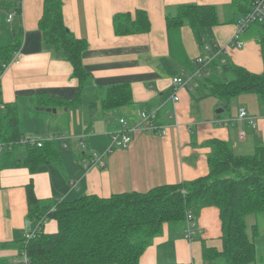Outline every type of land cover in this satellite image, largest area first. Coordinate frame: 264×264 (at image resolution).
Here are the masks:
<instances>
[{"label": "crops", "instance_id": "0c3cea01", "mask_svg": "<svg viewBox=\"0 0 264 264\" xmlns=\"http://www.w3.org/2000/svg\"><path fill=\"white\" fill-rule=\"evenodd\" d=\"M59 1L63 4L67 28L78 39L88 42L83 62L92 76L80 101L69 106L45 103L52 98L73 102L79 88V81L72 78V65L44 44L39 22L45 0H0L7 4L0 7V48L14 44L21 33L19 49L23 55L3 74L0 94L3 108L15 104L19 121L24 114L35 136L55 134L71 138L66 148L56 145L61 149L62 167L46 165L35 174L27 168L0 169V264H28L20 246L24 232L38 227V222H28L26 187L31 183L39 200L62 203L83 196L109 198L116 194L146 193L156 187L189 183L208 175L213 141L226 142L236 156H253L259 147H264V107L256 94L244 95H256L260 109L253 107L244 95L232 99L225 109L221 99L210 95L201 85L210 78L229 82L232 75L222 73L226 65L264 76L261 34H249L250 28L241 36L242 49L230 47L237 24L244 17L235 16L233 0ZM20 5L22 10L18 8ZM183 5L216 8L219 24L209 30L205 45L198 42L189 25H184L181 47L172 46L167 18L175 17ZM137 11L148 14L151 30L144 34L116 35L114 16L121 13L135 16ZM209 48L213 52L226 48L214 61L222 64L226 60L227 64L202 78L198 86L175 88L174 78L193 72L199 67V58L212 57ZM190 65L192 68H188ZM123 83L130 84L132 104L105 111L102 100L107 92ZM42 96L44 100L40 101ZM242 109L256 118V129L238 120ZM60 110L63 116L58 117ZM140 110H156L157 123L167 128L168 134L164 137L149 132L133 134L128 148L106 154L110 144L106 133L118 130L121 118L129 125L137 122ZM218 120L229 123L218 125ZM20 128L23 133L21 121ZM241 131L245 134L243 140ZM82 135L85 148L80 144ZM78 147L82 153L75 151ZM94 154L102 156L104 166L85 172L83 165ZM72 182L77 188L71 186ZM195 223L192 241L183 235L185 225H166L163 234L141 256L140 264H207V251L223 250L220 210L203 208ZM43 231L48 235L57 233L58 222L45 221ZM255 242L257 257L252 264H264V252L258 250L259 244H264V231ZM217 264L224 263L218 260Z\"/></svg>", "mask_w": 264, "mask_h": 264}, {"label": "trees", "instance_id": "16d2710c", "mask_svg": "<svg viewBox=\"0 0 264 264\" xmlns=\"http://www.w3.org/2000/svg\"><path fill=\"white\" fill-rule=\"evenodd\" d=\"M254 2L233 0L235 16L248 14ZM2 5L7 4L0 2V7ZM18 8L21 9V5ZM113 24L118 36L151 30L150 18L144 11H137L135 16L116 14ZM218 24V14L212 6L183 5L175 17L167 18V29L175 49L181 47L180 33L184 25H189L198 42L205 45L209 41V30ZM39 30L44 44L72 65V78L79 81L73 102L63 103L52 98L45 103L77 104L92 77L83 62L88 42L78 39L67 28L63 4L59 0H45ZM21 43L20 33L14 44L0 48V71L11 61ZM260 43L264 54L263 34ZM222 73L232 75V79L224 83L210 78L201 85L210 95L220 98L225 109L232 99L244 94H256L264 107L263 75L230 65L224 66ZM43 100L44 97H40V101ZM131 104L129 83L112 87L102 100L105 111ZM23 136L17 106L5 105L0 110V142H17ZM56 145L47 143L41 149L16 145L0 156V169L27 168L35 174L46 165L62 167L61 149ZM211 145L214 151L209 157L208 175L189 183L156 187L146 193L116 194L109 198L83 196L74 202L62 203L39 200L33 184H29L26 187L28 222L56 220L58 232L45 234L42 225L33 240L27 243L23 238L20 250L22 254L26 252L28 264H140L141 256L163 234L166 225H185L188 210L197 218L205 207L220 210L223 232V250L207 251V264H217L218 260L224 264L254 263L257 257L255 241L262 230L254 225L250 237L246 218L264 214V147H259L253 156H236L226 142L213 141Z\"/></svg>", "mask_w": 264, "mask_h": 264}, {"label": "built area", "instance_id": "2783aa9c", "mask_svg": "<svg viewBox=\"0 0 264 264\" xmlns=\"http://www.w3.org/2000/svg\"><path fill=\"white\" fill-rule=\"evenodd\" d=\"M13 18V14L9 16V21H11ZM264 23V0H255V2L252 5L251 11L246 14L237 24V31L231 40L230 47L236 48V49H242L244 47V42L241 39V36L247 32L253 24H260ZM226 48L223 49H216L211 50L210 48L208 51H212V57H201L197 60V64L199 65L198 68H195V70L187 75L183 74L181 77L174 78L172 80L173 85L175 88H186L188 86L192 85H199L200 80L206 76H209L211 72L215 69H220L222 65H226V60L222 61V64L216 63L214 60L219 58L222 54V52ZM22 50L19 49L16 51L11 59V61L3 66V69L0 71V94H1V81L3 74L5 71L13 64L18 63L22 59ZM216 65L215 67H213ZM175 100L178 101V96H175ZM3 108L2 104H0V110ZM238 120L240 121H246L253 129L257 128V120L254 117L249 116V114L245 110H240ZM218 125H227L229 123L228 120H218L216 121ZM120 128L118 130L107 132V136L110 139L109 147L106 151V154H112L117 149H126L130 146L132 142V135L138 134V133H154L161 137H164L168 134L167 128L162 127L157 123V111H146V110H140L138 112V121L133 123L132 125H129L126 119L121 118L119 120ZM240 138L243 140L245 138L244 132H240ZM71 138L65 135H55V134H49L46 137L43 136H28L24 135L19 141L17 142H11V143H1L0 142V156L3 155L7 150H13V147L18 145L20 147H35V148H43L45 144L47 143H55L60 145L63 148L68 147V141H70ZM80 144L82 148H85V135H82L80 137ZM103 161L102 156L98 154H94L90 157L88 164L83 165V169L85 172L90 171L94 167H103ZM71 186L73 188H77V184L72 182ZM47 221L45 219L41 220L38 223V227L35 231L24 232V241L30 242L33 240L37 234V232L40 231V226L43 225V223ZM196 217L194 213L190 210L186 213V220H185V229H184V237L188 241L193 240V236L195 234V228H196ZM23 259L26 263L29 262L28 257L26 255V252L22 254Z\"/></svg>", "mask_w": 264, "mask_h": 264}, {"label": "rangeland", "instance_id": "374dc122", "mask_svg": "<svg viewBox=\"0 0 264 264\" xmlns=\"http://www.w3.org/2000/svg\"><path fill=\"white\" fill-rule=\"evenodd\" d=\"M251 28L252 29H251L249 34H252V33H255L257 35L264 34V23L253 24ZM243 98H248V102H250L253 107L260 109V105H259L258 98L256 95H244ZM63 111L65 112V109H63ZM63 111L60 110L58 112V117L63 116ZM232 111H234V110H232ZM23 115L21 114V116H20L21 127H22L23 133L30 135V136H35L33 129H32V126L29 125L27 118H25ZM76 147H77V145H76ZM63 150L65 151V149H63ZM79 150H80V153L83 152V150H81L80 147L76 148L75 151L78 152ZM64 151H62V152H64ZM246 223H247V228H248V234L250 235V237H252V227L254 225L258 224L260 227V230L264 231V214L249 215L246 218ZM258 250H259V252H261V251L264 252V244H262V245L259 244Z\"/></svg>", "mask_w": 264, "mask_h": 264}, {"label": "water", "instance_id": "95a60500", "mask_svg": "<svg viewBox=\"0 0 264 264\" xmlns=\"http://www.w3.org/2000/svg\"><path fill=\"white\" fill-rule=\"evenodd\" d=\"M47 111L50 112L52 110L48 109ZM219 112H222V110H219ZM53 113H56V110H53Z\"/></svg>", "mask_w": 264, "mask_h": 264}]
</instances>
